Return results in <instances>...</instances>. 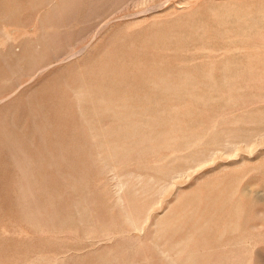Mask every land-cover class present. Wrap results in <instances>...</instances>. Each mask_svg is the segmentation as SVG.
Here are the masks:
<instances>
[{"label": "rangeland", "instance_id": "1", "mask_svg": "<svg viewBox=\"0 0 264 264\" xmlns=\"http://www.w3.org/2000/svg\"><path fill=\"white\" fill-rule=\"evenodd\" d=\"M247 262L264 0H0V264Z\"/></svg>", "mask_w": 264, "mask_h": 264}, {"label": "bare ground", "instance_id": "2", "mask_svg": "<svg viewBox=\"0 0 264 264\" xmlns=\"http://www.w3.org/2000/svg\"><path fill=\"white\" fill-rule=\"evenodd\" d=\"M179 78V77H178ZM201 103V102H200ZM184 116V115H183ZM176 124V123H175ZM138 125V124H137ZM178 128V127H177ZM115 132V131H114ZM120 133H121V131H119ZM116 133V132H115ZM70 134V133H69ZM118 134V133H117ZM11 135V134H10ZM33 137V136H32ZM46 138H47V136H46ZM34 139V138H33ZM178 139V138H177ZM35 140V139H34ZM31 141V140H30ZM37 141H38V139H37ZM135 142V141H134ZM137 142V141H136ZM39 144V143H38ZM33 146V145H32ZM18 150V149H17ZM27 153V152H26ZM25 153V154H26ZM121 155V154H120ZM111 156V155H110ZM19 157V156H18ZM11 162V161H10ZM18 162V161H17ZM28 164V163H27ZM21 165V164H20ZM19 168V167H18ZM39 174V173H38ZM29 175V174H28ZM18 178V177H17ZM20 179V178H19ZM19 179H17V180H19ZM22 179V178H21ZM24 180V179H23ZM26 180H27V178H26ZM25 181V180H24ZM23 181V182H24ZM33 181H35V180H33ZM32 182V181H31ZM31 182H29V185H31V187L33 186L32 184H30ZM45 182V181H44ZM24 184H26V183H24ZM20 185V184H19ZM26 186H27V184H26ZM26 188H28V187H26ZM25 188V190H27ZM40 189V188H39ZM38 189V190H39ZM30 190H32L31 188H30ZM41 190V189H40ZM31 192V191H30ZM40 192V191H39ZM42 194V193H41ZM194 197V196H193ZM16 202H18V201H16ZM191 202V201H190ZM168 203V202H167ZM18 204V203H17ZM170 209V208H169ZM172 209V208H171ZM26 215L24 214V217H25ZM29 217V216H28ZM158 221V220H157ZM171 221V220H170ZM177 222V221H176ZM135 224V223H134ZM155 226V225H154ZM62 227V226H61ZM134 228H136V226H134ZM69 230V229H68ZM16 232V231H15ZM183 235V234H182ZM234 238V237H233ZM245 238V237H244ZM247 238V237H246ZM148 239V238H147ZM80 240V239H79ZM233 240V239H232ZM236 240V239H235ZM245 240V239H244ZM247 240V239H246ZM81 241V240H80ZM238 241V240H237ZM226 242V241H225ZM230 242V241H229ZM239 242V241H238ZM226 244V243H225ZM224 244V245H225ZM238 244V243H237ZM224 247V246H223ZM232 249H233V246H232ZM237 250V249H236ZM221 252H222V250H220ZM233 251V250H232ZM227 253V252H226ZM233 253V252H232ZM242 253V252H241ZM246 252H244V254H245ZM251 253V252H250ZM231 254V253H230ZM243 254V253H242ZM236 255V254H235ZM240 257V256H239ZM251 258V257H250ZM239 260V259H238ZM242 260V259H241ZM172 261V260H171ZM170 261V262H171ZM246 261H247V259H246ZM252 261V260H251ZM243 263H245V262H243ZM247 264H248V262H247Z\"/></svg>", "mask_w": 264, "mask_h": 264}]
</instances>
